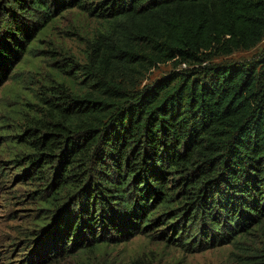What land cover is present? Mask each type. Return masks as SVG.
<instances>
[{"label": "trees", "instance_id": "trees-1", "mask_svg": "<svg viewBox=\"0 0 264 264\" xmlns=\"http://www.w3.org/2000/svg\"><path fill=\"white\" fill-rule=\"evenodd\" d=\"M73 10L98 24L86 61L57 67L13 142L65 240L44 264H123L111 247L163 226L264 264V53L215 63L264 41V0H0V58Z\"/></svg>", "mask_w": 264, "mask_h": 264}, {"label": "rangeland", "instance_id": "rangeland-1", "mask_svg": "<svg viewBox=\"0 0 264 264\" xmlns=\"http://www.w3.org/2000/svg\"><path fill=\"white\" fill-rule=\"evenodd\" d=\"M97 29V22L86 14L68 11L32 36L33 53L12 54L8 65L5 58H0V264H44L50 251L57 246L61 249L65 243L54 232L56 215L39 200L38 184L26 176L28 153L20 152L13 142L19 141L18 136L27 129L22 119L26 116L31 120L32 113L27 110L38 109L34 106L38 104L37 96L53 80L57 67L72 61L85 63L87 44ZM263 53L264 41L250 51L242 50L215 63L247 64L259 61ZM171 71L170 67H160L142 85H151ZM22 108L25 111L19 119L15 112ZM43 218L48 222L43 224ZM167 229L155 227L111 247V255L123 264L138 259L149 264H236L231 244L190 252L177 243H168L167 237L163 239ZM62 264L75 263L67 259Z\"/></svg>", "mask_w": 264, "mask_h": 264}]
</instances>
